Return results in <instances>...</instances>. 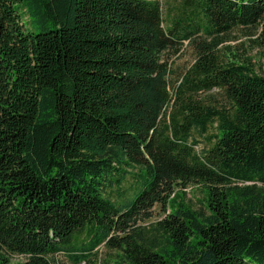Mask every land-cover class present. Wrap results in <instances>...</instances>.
Wrapping results in <instances>:
<instances>
[{
  "label": "trees",
  "instance_id": "16d2710c",
  "mask_svg": "<svg viewBox=\"0 0 264 264\" xmlns=\"http://www.w3.org/2000/svg\"><path fill=\"white\" fill-rule=\"evenodd\" d=\"M235 27L259 28V72L220 51ZM193 184L202 210L171 196ZM101 245L264 264V0H0V264H98Z\"/></svg>",
  "mask_w": 264,
  "mask_h": 264
},
{
  "label": "rangeland",
  "instance_id": "374dc122",
  "mask_svg": "<svg viewBox=\"0 0 264 264\" xmlns=\"http://www.w3.org/2000/svg\"><path fill=\"white\" fill-rule=\"evenodd\" d=\"M163 5V13L165 7L167 6V0H159ZM22 23L28 27L26 21H28L27 16L22 17ZM29 29L31 26L29 25ZM34 31H37L34 30ZM259 28L248 29L242 27H235L227 34L223 35L222 43L219 45V49L222 53L227 54L226 59H234L239 63L251 62L253 67L259 72L262 65V48L259 44L255 43L256 37L258 38ZM194 60V54L192 49L188 46L187 42H184L183 47L177 54L169 55V65L171 70V79H175L182 71L185 70ZM210 95L214 98V106L218 107L220 105L228 106L222 94L216 90H212ZM213 129H210L207 134H211ZM199 144L195 146L196 150H201L207 146L208 141L205 137H200ZM135 185L134 178L131 175H127L126 180L123 182L121 193L129 192L131 188ZM174 194V195H173ZM171 196L176 203L183 202L185 204L192 205L194 209L202 210L205 203V190L199 185H190L184 189H176ZM113 195V198H115ZM171 197V198H172ZM168 207L166 212L168 211ZM164 216L161 206L156 205L153 210V216L144 222H140V226L146 229L151 228L156 220L161 219ZM99 261L98 264H115L117 257L115 251L108 250L105 246H99ZM23 261V257L19 255H11L8 264H19Z\"/></svg>",
  "mask_w": 264,
  "mask_h": 264
}]
</instances>
